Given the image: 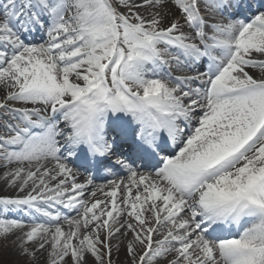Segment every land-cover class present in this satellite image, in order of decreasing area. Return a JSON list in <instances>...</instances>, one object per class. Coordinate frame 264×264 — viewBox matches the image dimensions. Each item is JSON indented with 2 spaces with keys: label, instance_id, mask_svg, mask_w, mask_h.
Here are the masks:
<instances>
[{
  "label": "snow or ice",
  "instance_id": "6c2138e0",
  "mask_svg": "<svg viewBox=\"0 0 264 264\" xmlns=\"http://www.w3.org/2000/svg\"><path fill=\"white\" fill-rule=\"evenodd\" d=\"M0 168V264H264V0H0Z\"/></svg>",
  "mask_w": 264,
  "mask_h": 264
},
{
  "label": "bare ground",
  "instance_id": "6f19581e",
  "mask_svg": "<svg viewBox=\"0 0 264 264\" xmlns=\"http://www.w3.org/2000/svg\"><path fill=\"white\" fill-rule=\"evenodd\" d=\"M169 10L171 11L173 16H174L175 13H178L176 11L178 9H176L170 2L167 4V7L165 9H163L162 11H169ZM258 72H256V73H258ZM3 171H4V169L0 168V173H2ZM11 194H13V193L10 190L5 189L4 186H3V183L0 182V195H11ZM97 198L102 199V200L105 199V197L102 194H100V193L97 194ZM69 214L75 215L74 213H69ZM63 226H64L65 230H68L67 224H64ZM45 255L46 254H39L38 253L37 254V259L32 261V264H44ZM117 263L118 264H126V256L124 254L123 247L121 248V251L119 253V260L117 261Z\"/></svg>",
  "mask_w": 264,
  "mask_h": 264
},
{
  "label": "rangeland",
  "instance_id": "374dc122",
  "mask_svg": "<svg viewBox=\"0 0 264 264\" xmlns=\"http://www.w3.org/2000/svg\"><path fill=\"white\" fill-rule=\"evenodd\" d=\"M177 11V10H176ZM174 16L178 17V13H175ZM259 70H255V72H258ZM118 264V263H117Z\"/></svg>",
  "mask_w": 264,
  "mask_h": 264
}]
</instances>
